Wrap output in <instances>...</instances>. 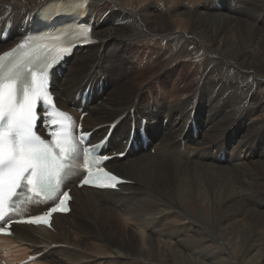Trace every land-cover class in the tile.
<instances>
[{
    "label": "bare ground",
    "instance_id": "6f19581e",
    "mask_svg": "<svg viewBox=\"0 0 264 264\" xmlns=\"http://www.w3.org/2000/svg\"><path fill=\"white\" fill-rule=\"evenodd\" d=\"M77 1L0 0V53ZM84 2L94 41L52 89L59 107L88 113L93 142L118 121L110 154L135 126L107 163L127 182L78 188L73 167L71 213L53 229L15 224L0 264H264V0Z\"/></svg>",
    "mask_w": 264,
    "mask_h": 264
},
{
    "label": "snow or ice",
    "instance_id": "6c2138e0",
    "mask_svg": "<svg viewBox=\"0 0 264 264\" xmlns=\"http://www.w3.org/2000/svg\"><path fill=\"white\" fill-rule=\"evenodd\" d=\"M84 34H88L87 27ZM65 54H70V50ZM28 63L24 59L14 62L10 60L8 65L0 62V72L3 73L0 76V120L7 119V130L0 133V193L5 189L9 192L15 190L21 181L26 180L33 188L38 187L50 197L56 191L54 178L66 166L62 155L66 150L60 148L61 154L55 153L53 146L46 144L32 131L33 121L43 127L45 117L37 111L39 104L30 97L29 86L25 84L22 93L17 88V82ZM5 96L6 102L3 100ZM106 142L104 141L105 144ZM104 159L110 160L112 157L105 156ZM83 183L89 184V180L85 179ZM117 183L118 178L112 175L100 187L115 188ZM67 196L68 193L65 192L64 199L50 211H67L64 207ZM34 219L43 220L44 217Z\"/></svg>",
    "mask_w": 264,
    "mask_h": 264
},
{
    "label": "rangeland",
    "instance_id": "374dc122",
    "mask_svg": "<svg viewBox=\"0 0 264 264\" xmlns=\"http://www.w3.org/2000/svg\"><path fill=\"white\" fill-rule=\"evenodd\" d=\"M168 99H170V97H169V98L166 97V101H165V103H167ZM208 113H210V112H206L205 114L208 115ZM152 153H153V152H152ZM237 161H238V160H237ZM240 163L243 164L242 161H241ZM240 163H239V164H240ZM226 165H227V164H226ZM244 165H245V164H244ZM234 166H235V163L232 164V167H234ZM240 193L243 194L242 192H240ZM210 232H214V229H212Z\"/></svg>",
    "mask_w": 264,
    "mask_h": 264
}]
</instances>
